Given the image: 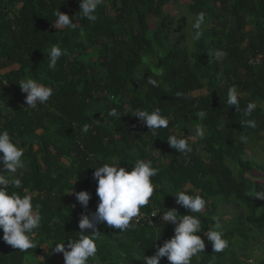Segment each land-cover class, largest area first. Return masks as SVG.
<instances>
[{
    "label": "trees",
    "instance_id": "1",
    "mask_svg": "<svg viewBox=\"0 0 264 264\" xmlns=\"http://www.w3.org/2000/svg\"><path fill=\"white\" fill-rule=\"evenodd\" d=\"M177 1L102 0L92 22L81 17L78 0H0V130L6 129L24 150L29 169L18 175L21 188L10 186L8 192L31 193L42 217L28 251L0 239V264H19L46 248L44 257L30 264H64L63 254L52 251L54 243L79 238L81 214L95 212L99 200L94 168L113 161L130 170L137 159L151 160L158 169L151 178L154 193L141 213L176 209L179 215H198L202 231L209 230L210 218L189 213L171 195L187 189L207 202L218 195L231 197L245 209V223L264 226V199L250 194L264 192V177L259 178L264 165L243 158L248 148H259L264 155V57L257 67L247 63L254 54L264 55V0H191L187 9L192 22L202 12L204 23L190 49L177 41L165 45L171 20L163 8ZM57 10L76 16V27L55 29ZM149 17L158 22L149 23ZM54 45L64 55L51 70L47 53ZM217 52L226 55L217 57ZM25 78L53 88L45 104L26 107V94L18 86ZM149 78L158 86L148 83ZM232 86L240 93L239 111L227 105ZM200 90L205 94L192 96ZM249 102L257 107L245 117ZM125 106L159 109L168 127L154 136L135 116L107 115L111 108L124 111ZM247 119L257 127H241ZM85 124L88 132L82 131ZM196 125L205 136L189 141L191 153L169 146L170 135L181 130L194 136ZM241 136L248 137L247 143ZM81 190L91 194L87 209L74 195ZM174 227L140 220L121 232L100 224L97 254L87 264H143L137 258L153 255L174 235ZM198 235L206 247L191 264H242L232 250L212 252L204 233ZM159 264L170 262L165 257Z\"/></svg>",
    "mask_w": 264,
    "mask_h": 264
},
{
    "label": "clouds",
    "instance_id": "2",
    "mask_svg": "<svg viewBox=\"0 0 264 264\" xmlns=\"http://www.w3.org/2000/svg\"><path fill=\"white\" fill-rule=\"evenodd\" d=\"M78 2L81 17L95 22L98 19L97 9L102 0H78ZM73 19L76 20L77 17H70L68 14L57 10L56 22L53 26L55 29L75 28L76 24L72 22ZM203 23L204 14L201 12L195 16L191 24V40L193 42L200 39ZM47 54L48 68L55 70L57 61L64 55V51L59 45H54ZM225 55L224 52L216 53V56L221 58ZM148 83L154 87L158 86L157 80L153 78H149ZM18 86L21 92L26 94V107L32 109H35L38 104H45L54 91L51 86H46L32 78L20 80ZM239 98L238 89L235 86L229 87L227 105L235 106L236 111H239ZM256 107L255 102L247 103L243 115L245 117L251 116ZM122 114H130L138 118L149 130H152L154 136H156L157 130L166 129L169 124V120L161 115L159 109L148 112L125 106L124 111H118L117 108L113 107L107 112L108 116L117 119ZM198 115L203 118L204 113L200 112ZM240 124L241 127L252 129L257 127L254 119L241 120ZM82 131L88 132L89 125L85 124ZM204 136V128L201 125H196L194 136H185L180 130L176 134L170 135L166 140L177 153L187 154L192 152L189 141L203 139ZM240 140L247 143L248 137L241 136ZM23 156L24 150L12 140L10 133L6 129L0 130V165H2L0 166V229L3 232L0 239L14 249L26 252L34 246L33 237L35 230L40 227L42 217L39 209H34L31 193L21 196L17 192H8L10 186L17 189L22 186V181L17 174L19 170L25 167ZM118 165L116 161H113L111 164L105 163L94 168L93 178L97 182L96 195L99 198L95 212L81 214L78 221L80 235L77 240L70 239L66 245L64 241L54 243L52 248L53 252L63 254L64 264H87L89 259L95 258L97 254L96 240L100 233L97 230L98 225L106 224L112 229L124 232L135 227L133 221L136 220L138 223L137 218L141 215V208L148 205L155 190L151 178L158 174V169L153 167L151 160L145 161L143 159H137L130 170ZM67 193H73V188ZM250 194L259 199H264V192L258 191ZM74 195L82 208L87 209L91 194L81 190L74 192ZM171 195L175 197L176 204L188 209L189 213H202L207 206L206 199L198 192L190 194L185 189ZM158 213L163 222H170L175 225L174 235L164 241L163 245L159 246L153 255L138 257L137 259L143 260V264H159V261L165 257L170 264H191L192 258L204 253L206 247L205 240L198 235L201 232L210 242L212 252H223L229 246V241L224 238L222 225L219 221L215 223L212 229L202 231L201 219L198 215H179L176 209H168L165 212L153 210L151 216L155 217ZM87 233L92 235H87Z\"/></svg>",
    "mask_w": 264,
    "mask_h": 264
},
{
    "label": "crops",
    "instance_id": "3",
    "mask_svg": "<svg viewBox=\"0 0 264 264\" xmlns=\"http://www.w3.org/2000/svg\"><path fill=\"white\" fill-rule=\"evenodd\" d=\"M248 150L246 149L247 152ZM253 153L251 150L250 154ZM202 213L213 222L209 229L217 221L220 222L224 238L229 241L226 249L236 253L242 264H264L261 263L264 259V226L254 227L245 223L246 211L235 200L231 197L215 196L207 202Z\"/></svg>",
    "mask_w": 264,
    "mask_h": 264
},
{
    "label": "rangeland",
    "instance_id": "4",
    "mask_svg": "<svg viewBox=\"0 0 264 264\" xmlns=\"http://www.w3.org/2000/svg\"><path fill=\"white\" fill-rule=\"evenodd\" d=\"M191 0H178L175 3H168L164 6L163 11L165 15L171 20L170 25L167 26V34L169 36L168 40L165 41V45L168 46L171 42L177 41L182 46L190 49L192 45L191 40V24H192V16L187 9V4L190 3ZM149 23H157L158 20L156 18H147ZM205 94L204 90H200L197 92L192 93V96H200ZM37 133H40L38 131ZM34 148L40 155V151L38 149V143L34 142ZM248 150V149H247ZM253 151V155L250 154V151ZM252 155L251 157H249ZM244 159L254 160L257 163L264 165V155L259 149H249L248 152L246 151L245 155H243ZM61 163L65 164V161H61ZM25 167L18 171L17 175L26 174L29 169L27 165L24 163ZM2 166V165H0ZM5 174V173H4ZM7 175V173H6ZM264 177V174H259V178ZM48 250L46 248L43 252L38 253L36 255L27 257L25 259L19 260V264H27V263H35L37 260L42 259L44 257L45 252ZM51 248L49 247V251ZM92 264V263H90Z\"/></svg>",
    "mask_w": 264,
    "mask_h": 264
},
{
    "label": "built area",
    "instance_id": "5",
    "mask_svg": "<svg viewBox=\"0 0 264 264\" xmlns=\"http://www.w3.org/2000/svg\"><path fill=\"white\" fill-rule=\"evenodd\" d=\"M263 57L264 55L263 54H254V56H251L247 63L250 67H257L259 66L261 63H262V60H263ZM153 210L148 213H141L140 217L137 218L138 219V223L140 220L142 221H147L150 223L152 222H155V223H159L161 222L162 220L160 219V214L158 213L155 217H152L151 214H152ZM133 223L135 225H137L138 223L136 222V220L133 221Z\"/></svg>",
    "mask_w": 264,
    "mask_h": 264
}]
</instances>
